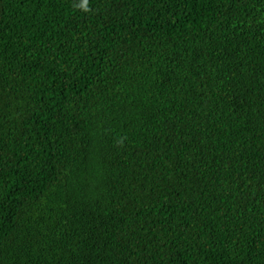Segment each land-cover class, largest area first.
<instances>
[{"label": "trees", "instance_id": "1", "mask_svg": "<svg viewBox=\"0 0 264 264\" xmlns=\"http://www.w3.org/2000/svg\"><path fill=\"white\" fill-rule=\"evenodd\" d=\"M0 264H264V0H0Z\"/></svg>", "mask_w": 264, "mask_h": 264}]
</instances>
